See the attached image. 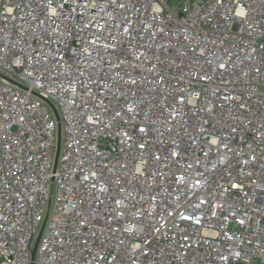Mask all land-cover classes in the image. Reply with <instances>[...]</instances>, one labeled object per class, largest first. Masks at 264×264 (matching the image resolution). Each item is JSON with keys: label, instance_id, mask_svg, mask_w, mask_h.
I'll return each instance as SVG.
<instances>
[{"label": "built area", "instance_id": "built-area-1", "mask_svg": "<svg viewBox=\"0 0 264 264\" xmlns=\"http://www.w3.org/2000/svg\"><path fill=\"white\" fill-rule=\"evenodd\" d=\"M31 263L264 264V0H0V264Z\"/></svg>", "mask_w": 264, "mask_h": 264}, {"label": "snow or ice", "instance_id": "snow-or-ice-1", "mask_svg": "<svg viewBox=\"0 0 264 264\" xmlns=\"http://www.w3.org/2000/svg\"><path fill=\"white\" fill-rule=\"evenodd\" d=\"M46 2H47V6L51 7L52 15L55 16V15H57L58 9H62L63 8L65 0H46ZM113 2H115V0H113ZM53 5H55V6H53ZM119 7L123 8V7H125V5L124 4H120ZM92 43L95 44L96 41H92ZM106 47H107V45H106ZM221 67H223V65H221ZM132 83L134 84L135 80H133ZM116 115H119V113H116ZM139 131L140 132H144L145 129L144 128H140ZM213 143H216V141H213ZM139 146L142 149L145 147L144 144H140ZM156 159L159 160L160 157L157 156ZM189 167H191V165H189ZM85 179H87V177H85ZM178 180H183V177H179ZM197 183H199V181H197ZM232 187L235 188V187H238V185L233 184ZM117 203H120V202L117 201ZM202 203H203V201H202ZM169 215H171V213H169ZM180 219H182V220H192V216L181 213L180 214ZM196 223H199V221L197 220ZM241 223H243V221H241ZM154 227H155V231H157V232L160 231L159 227H156V226H154ZM184 238L187 239V237H184ZM223 259H227V257H223Z\"/></svg>", "mask_w": 264, "mask_h": 264}, {"label": "water", "instance_id": "water-1", "mask_svg": "<svg viewBox=\"0 0 264 264\" xmlns=\"http://www.w3.org/2000/svg\"><path fill=\"white\" fill-rule=\"evenodd\" d=\"M11 82L14 83V84H16V85H18V84L15 83L14 81H11ZM18 86H20V85H18ZM34 94H35L37 97H39V98H41V99H43V100L49 102L48 100H46V99H44L43 97H41L39 94H37V93H34ZM52 108H53V111H54V114H55V117H56V121H57V124H58V129H57V150H56V156H57V154H58V148H59V142H60V122H59V116H58L57 111L55 110L54 107H52ZM40 233H41V230L39 231L38 236L36 237V240H35V242H34V244H33V248H32V250H31V260H33L34 253H35V250H36V246H37V242H38V239H39ZM31 264H32V263H31Z\"/></svg>", "mask_w": 264, "mask_h": 264}, {"label": "rangeland", "instance_id": "rangeland-1", "mask_svg": "<svg viewBox=\"0 0 264 264\" xmlns=\"http://www.w3.org/2000/svg\"><path fill=\"white\" fill-rule=\"evenodd\" d=\"M172 2H175V0H172ZM50 112H51V114H53L52 109H50ZM40 226H41V224L39 225V228H40Z\"/></svg>", "mask_w": 264, "mask_h": 264}]
</instances>
